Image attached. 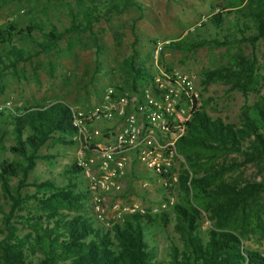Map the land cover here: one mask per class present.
<instances>
[{
  "label": "trees",
  "instance_id": "16d2710c",
  "mask_svg": "<svg viewBox=\"0 0 264 264\" xmlns=\"http://www.w3.org/2000/svg\"><path fill=\"white\" fill-rule=\"evenodd\" d=\"M129 6L138 7L133 0H73L61 4L58 8L68 19L62 30L47 19L45 10L42 15L46 22L32 19L23 27L7 22L0 27V79L15 65L51 53L65 36L88 34L96 52L92 27ZM222 10L234 15L230 28L239 39L234 34L223 36L222 41H177L166 44V48L190 53L238 43L254 48L261 43L264 59V0H222ZM208 22L220 30L222 18L215 14ZM14 42H28L34 48H18ZM71 46L66 43V50ZM136 56L131 50L123 66L134 80L145 82L150 78L141 65L135 66ZM261 80L252 56L237 55L226 66L202 74L203 85L222 83L229 91L238 92L244 103L236 126L209 117L193 99L189 103V117L173 143L174 155L182 161L176 181L179 198L171 210V231L178 245L170 244L167 264H264L263 256L242 245L251 237L264 242V91L258 94ZM250 93L256 98L247 105ZM75 117L67 105L57 101L27 105L6 117L11 144H0V152L9 155L8 159H0V196L6 208L0 206V264H164L155 247L148 244L146 231L153 224L166 228V214L151 217L126 213L120 223L109 227L97 224L84 212L89 191L84 189V171L75 162L61 171L62 180L27 181L37 161L51 162L58 157L57 153L39 154L41 148L76 144ZM85 122L82 118L81 123ZM246 167L254 171V179H241ZM235 172L238 175L231 177ZM159 177L167 178L169 174ZM27 188L33 191L27 192ZM29 207L33 211L26 210ZM202 215L209 223L203 231ZM20 229L25 232L19 234Z\"/></svg>",
  "mask_w": 264,
  "mask_h": 264
},
{
  "label": "rangeland",
  "instance_id": "374dc122",
  "mask_svg": "<svg viewBox=\"0 0 264 264\" xmlns=\"http://www.w3.org/2000/svg\"><path fill=\"white\" fill-rule=\"evenodd\" d=\"M73 0H0V27L11 22L23 27L27 21L46 22L48 19L62 30L68 23L61 4ZM138 7L129 6L121 14H111L92 27L98 50L91 45V36H65L58 42L56 49L49 54H39L25 63H19L7 70L0 79V106L8 104L17 112L31 104L62 102L78 115L90 116L82 125L81 134L72 147L44 146L39 154L57 153L51 162L39 160L27 177L28 182L46 178L62 180L60 173L68 164L75 162L84 170V184L89 198L84 208L87 216L104 227L120 223L122 215L129 210L142 211L151 217L166 214L169 224L150 225L147 229L148 244L155 247L158 259L167 264L170 244H177L171 231L172 206L178 201L177 175L181 169V158L170 156L167 150H154V143L163 144L154 128L146 125L145 114L150 106L158 109L169 103L171 115L184 119L188 115L187 89L180 84H171L169 76H180L190 82V91L196 95L197 106L203 108L211 118H220L225 124L238 125L240 109L244 103L236 91H229L222 83L203 85L202 74L206 71L224 67L232 57L241 55L256 59L258 73L262 76L258 94L264 91L263 45L258 43L252 48L247 43H238L228 48L205 47L190 53L171 50L166 44L183 41L194 42L198 39L222 41L223 36L233 35L230 28L233 14L226 15L222 10V0H133ZM47 15L44 17L42 12ZM220 14L222 25L215 29L208 19ZM39 40L37 34H33ZM239 39V36L235 34ZM232 37L229 38L231 40ZM18 48L31 50L28 42H14ZM66 43L72 44L66 50ZM137 56L135 66L141 65L150 78L140 82L132 78L123 61L131 55ZM146 76V77H147ZM256 94L250 93L247 105H251ZM122 100V101H121ZM155 104V105H154ZM110 116H92L102 107ZM143 108V112L138 110ZM122 108L119 115L117 110ZM0 114V144H11L6 117L9 111ZM131 118L140 129L139 139L147 137L150 145L138 149L124 150L112 157L106 171L100 169V153L108 150L126 119ZM145 159L159 165L168 160L166 169L169 177L160 178L146 168L140 160ZM6 152H0V159H8ZM122 163L120 170L116 168ZM86 173V174H85ZM238 175L235 172L231 175ZM241 179L252 180L255 173L246 167L240 174ZM257 180V178H256ZM104 181L106 190H89V186ZM32 192L31 188L26 189ZM0 206L6 210L0 196ZM32 207L26 210H32ZM33 211V210H32ZM209 223L202 215L201 231ZM25 232L20 229L19 234ZM245 250L258 252L264 257V242L251 237L242 243Z\"/></svg>",
  "mask_w": 264,
  "mask_h": 264
},
{
  "label": "built area",
  "instance_id": "2783aa9c",
  "mask_svg": "<svg viewBox=\"0 0 264 264\" xmlns=\"http://www.w3.org/2000/svg\"><path fill=\"white\" fill-rule=\"evenodd\" d=\"M168 78H169L168 81H170L171 84H175V83L180 84L188 90L187 101L190 111V104H189L190 101L192 99L196 101V95L190 91V86H189L190 82L180 76H169ZM138 110L140 112H143L142 107H139ZM1 111H9L10 115H14L16 113L14 112L15 110L11 109L8 104H4L0 106V112ZM171 111H172L171 105L167 103L164 106L159 107L158 109H155L150 106V109H148L145 114L146 125H148V127L151 129L152 128L156 129L158 133L161 135V137L165 138L164 140L165 142H163V144L154 143L153 149L158 150L160 152H162L163 150H167L169 152V157L175 156L173 151V143L176 140V138L180 136V134L182 133L181 124L185 122L189 117V112H188L186 118L179 119L178 116L175 115L172 116ZM117 113L121 115L122 108H119L117 110ZM101 115L107 118L110 116V113L106 110L104 106L102 107L101 110H96L95 112H93L91 117L95 116L96 118ZM76 116L77 117L73 119V125L77 127L76 136H78L79 134L82 133L81 132L82 125L84 124L81 123L82 118H84V120L86 121L90 116H82L80 114ZM139 133H140V129L135 126L134 121L131 118L126 119L123 126L121 127L120 132L117 135H115L112 146L108 150L102 151L100 153V158H101L100 169L102 171H106L109 163L112 162L113 155L115 154H119L124 150L138 149L139 146L144 144L145 145L151 144L149 140H146L148 136L139 139L140 137ZM145 158L146 156L141 153L140 160L145 163L146 168L149 169L154 175L159 176L162 173H167L166 169L168 168L169 165L168 160H162L163 161L162 164L159 165L155 161L153 160L149 161ZM121 167H122V163L118 162L116 164V168L120 170ZM96 189L106 190L107 186L104 181H99L96 184L89 186V190H96ZM133 212H139L142 214V211H135V210H129L127 213H133Z\"/></svg>",
  "mask_w": 264,
  "mask_h": 264
}]
</instances>
